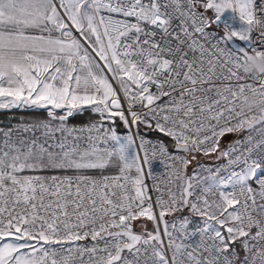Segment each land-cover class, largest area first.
Masks as SVG:
<instances>
[{
  "label": "snow or ice",
  "instance_id": "obj_1",
  "mask_svg": "<svg viewBox=\"0 0 264 264\" xmlns=\"http://www.w3.org/2000/svg\"><path fill=\"white\" fill-rule=\"evenodd\" d=\"M256 56L264 0H0V110L47 114L0 130V264H264Z\"/></svg>",
  "mask_w": 264,
  "mask_h": 264
},
{
  "label": "built area",
  "instance_id": "obj_2",
  "mask_svg": "<svg viewBox=\"0 0 264 264\" xmlns=\"http://www.w3.org/2000/svg\"><path fill=\"white\" fill-rule=\"evenodd\" d=\"M217 72L219 74V69H217ZM217 83L218 84H226L227 81H217ZM249 97H252V95H249ZM91 120H94V119H91ZM89 121L90 120H88L87 122H84V123H80V124H72L71 123V124H69V126L80 127L82 125H86ZM29 123H31V122H29V121H5L3 123H0V130L7 131L10 128L13 129L12 138L10 140V143L15 144L17 147H20V144H19V140L20 139L29 140V139L34 138V137H39L40 138V142L43 143L44 137L42 136V131L41 130H37L35 133H33V132H24L22 130L21 126L25 125V124H29ZM53 126L55 127L56 125H53ZM243 135H245V133H240L239 135L236 134L232 140L237 139V138H242ZM55 136H56V139H59L60 138V133L57 132L55 134ZM147 138L155 140L157 137L148 134ZM3 140H4V137H3L2 134H0V148H3ZM49 142H51V141H49ZM45 146H47V145H45ZM225 147H227V145ZM3 150L4 151H8L9 149L3 148ZM23 150L24 151L27 150L26 146L24 147ZM200 164L204 165L205 167H210L213 170H215V168L218 167V166H225L227 164V161L225 159H223V158H221V159H217L216 158V159H214L212 161L200 162ZM194 167H195V165L191 169H187V175H189V176L192 175V171H193ZM153 169H154L155 173L160 177V180H166L167 179L166 176L161 175V173L164 172L165 170L159 164V162H154ZM23 174H25V175H59V173H55V172L23 173ZM203 174L207 175V173H203ZM220 175L221 176H226L227 175V171L226 170L225 171H221ZM147 183H148L149 186H151L153 181L151 179H148ZM161 187H163V185H161ZM169 187H173V186L169 185ZM151 195H153V197H154L155 193H151ZM164 198L167 199V195H165ZM184 212H185V210L181 211V212L174 213L173 215H169L168 217H166V219L171 223L173 221L178 220L179 218H181L183 216H186ZM191 219H192V222H193V226L199 225V224L202 223L200 221L199 217H191ZM160 227H161V230H162L163 229V222H161ZM191 230H192V227L190 226L189 231H191ZM136 231L138 232L139 229H136ZM199 239H200V237L197 235V236L191 237L190 239L186 240L185 242L186 243L195 244L197 241H199ZM81 243H91L90 238H89L88 241H82ZM125 243H127V241H125ZM186 264H187V262H186Z\"/></svg>",
  "mask_w": 264,
  "mask_h": 264
},
{
  "label": "rangeland",
  "instance_id": "obj_3",
  "mask_svg": "<svg viewBox=\"0 0 264 264\" xmlns=\"http://www.w3.org/2000/svg\"><path fill=\"white\" fill-rule=\"evenodd\" d=\"M16 110L25 111V112H22L17 118H11V117L7 118L6 121H29V122H35V121L47 119V114H46V112L44 110H31V109H24V110L16 109ZM2 111H6V110H0V113ZM93 117L94 118H92V119H94V120L98 119V117H96V116H93ZM4 119L5 118L0 117V121H3ZM56 124H57V122L54 121L53 125H56ZM68 124H71V122L68 121ZM118 131H120V132L124 131L123 125L119 126ZM197 158H198L199 162H208V161H212V160L216 159V156L213 155L211 158H207V157H203V156L198 155ZM194 165H195V163H193L192 165H189L188 169H191ZM25 173H29V172H25ZM184 213H185L186 216L190 214L187 210H185ZM135 223L139 224L140 221H137ZM145 223L147 224L148 230L151 231L153 229V227H154L153 223L151 221H145ZM137 229H139V228H137Z\"/></svg>",
  "mask_w": 264,
  "mask_h": 264
},
{
  "label": "trees",
  "instance_id": "obj_4",
  "mask_svg": "<svg viewBox=\"0 0 264 264\" xmlns=\"http://www.w3.org/2000/svg\"><path fill=\"white\" fill-rule=\"evenodd\" d=\"M22 112H25V111H20L16 109L2 111L0 113V117H3L5 119L3 121H0V123L5 122L7 118H10V117L17 118ZM92 118H94L92 114L85 113L83 116H75L73 118H70L69 122H71L72 124H80V123L87 122L88 120H91ZM150 135L155 136V134H150ZM235 135L236 134H230L226 136L225 138H223L221 141V146L225 147L234 138ZM168 143L171 144V141H168Z\"/></svg>",
  "mask_w": 264,
  "mask_h": 264
},
{
  "label": "clouds",
  "instance_id": "obj_5",
  "mask_svg": "<svg viewBox=\"0 0 264 264\" xmlns=\"http://www.w3.org/2000/svg\"><path fill=\"white\" fill-rule=\"evenodd\" d=\"M247 71L254 73H264V56H256L247 62L245 65ZM258 100L255 96L249 97L248 105L255 106Z\"/></svg>",
  "mask_w": 264,
  "mask_h": 264
}]
</instances>
